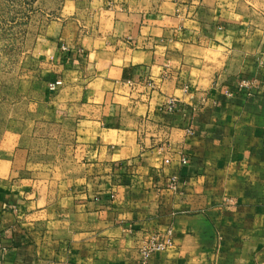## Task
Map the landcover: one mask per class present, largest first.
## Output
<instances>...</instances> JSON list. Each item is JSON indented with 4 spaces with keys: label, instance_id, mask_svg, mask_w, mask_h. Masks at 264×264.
<instances>
[{
    "label": "crops",
    "instance_id": "crops-1",
    "mask_svg": "<svg viewBox=\"0 0 264 264\" xmlns=\"http://www.w3.org/2000/svg\"><path fill=\"white\" fill-rule=\"evenodd\" d=\"M41 39L0 264H264V0H65Z\"/></svg>",
    "mask_w": 264,
    "mask_h": 264
},
{
    "label": "rangeland",
    "instance_id": "rangeland-1",
    "mask_svg": "<svg viewBox=\"0 0 264 264\" xmlns=\"http://www.w3.org/2000/svg\"><path fill=\"white\" fill-rule=\"evenodd\" d=\"M65 0H0V154L11 129L24 130L29 103L39 100L42 36Z\"/></svg>",
    "mask_w": 264,
    "mask_h": 264
},
{
    "label": "built area",
    "instance_id": "built-area-1",
    "mask_svg": "<svg viewBox=\"0 0 264 264\" xmlns=\"http://www.w3.org/2000/svg\"><path fill=\"white\" fill-rule=\"evenodd\" d=\"M61 84H62L61 81L51 83L50 89L56 91ZM176 104L177 102L175 101V99H172L169 102L168 109L171 111H175L177 107ZM171 244H172V239L169 234L165 236L155 234L141 247V254H142L141 264H148L149 259L155 252L159 250H165Z\"/></svg>",
    "mask_w": 264,
    "mask_h": 264
}]
</instances>
